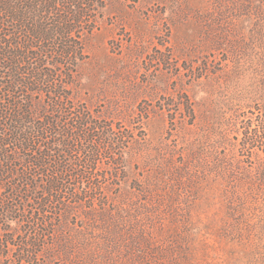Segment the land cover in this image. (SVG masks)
Returning <instances> with one entry per match:
<instances>
[{
  "label": "rangeland",
  "instance_id": "obj_1",
  "mask_svg": "<svg viewBox=\"0 0 264 264\" xmlns=\"http://www.w3.org/2000/svg\"><path fill=\"white\" fill-rule=\"evenodd\" d=\"M87 3L62 165L88 181L3 224L0 264H264V0Z\"/></svg>",
  "mask_w": 264,
  "mask_h": 264
},
{
  "label": "trees",
  "instance_id": "obj_2",
  "mask_svg": "<svg viewBox=\"0 0 264 264\" xmlns=\"http://www.w3.org/2000/svg\"><path fill=\"white\" fill-rule=\"evenodd\" d=\"M87 2L0 0L1 234L6 232L2 228L5 223H30L27 213L46 224L48 211L43 207L53 206L56 212L65 195L75 196V187H67L66 179L88 181L85 172L68 175L62 165L72 148L69 142L79 133L84 136L86 125L91 124L83 112L74 114L65 108L67 88L73 84L74 70L82 56L81 46L73 38L89 17L91 6ZM261 129V134L254 136L264 143V122ZM245 140L243 146L252 138ZM103 141L113 144L108 136L98 143L103 145ZM98 153L92 150L83 154L84 161L75 166H93V156ZM10 242L7 237L0 241V256ZM43 244L26 245L35 256Z\"/></svg>",
  "mask_w": 264,
  "mask_h": 264
}]
</instances>
